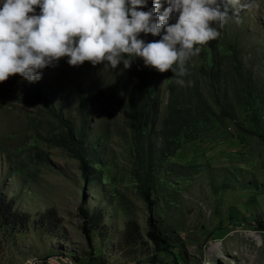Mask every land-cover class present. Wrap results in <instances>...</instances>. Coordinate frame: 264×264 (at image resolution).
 <instances>
[{
	"label": "rangeland",
	"instance_id": "rangeland-1",
	"mask_svg": "<svg viewBox=\"0 0 264 264\" xmlns=\"http://www.w3.org/2000/svg\"><path fill=\"white\" fill-rule=\"evenodd\" d=\"M160 2L162 13L168 5ZM240 5L220 36L185 62L183 75L143 60L136 74L134 61L111 69L88 61L70 66L62 57L38 81L13 75L0 82V194L27 216L24 228H0V264H264V0ZM163 34L138 38L154 42ZM246 76L252 95L240 85ZM140 79L142 89L154 90L148 106L157 109L156 132L175 95L169 86H195L212 106L213 118L171 156L159 132H135L129 96ZM220 103L227 109L221 123ZM85 110L83 146L96 147L85 149L82 164L53 140L64 124L78 127ZM148 155L155 178L145 201ZM80 208L95 215L91 243ZM150 216L169 242L166 252L154 254L146 237Z\"/></svg>",
	"mask_w": 264,
	"mask_h": 264
},
{
	"label": "clouds",
	"instance_id": "clouds-1",
	"mask_svg": "<svg viewBox=\"0 0 264 264\" xmlns=\"http://www.w3.org/2000/svg\"><path fill=\"white\" fill-rule=\"evenodd\" d=\"M166 2L161 13L160 0L148 11L137 10L147 0H0V82L13 75L38 81L41 70L62 57L70 66L88 61L111 69L121 62L129 68L130 57H139L160 73L183 75L199 46L217 39L230 12L244 7L240 0ZM37 7L39 14H34ZM162 30L158 41L138 38L141 33L160 36Z\"/></svg>",
	"mask_w": 264,
	"mask_h": 264
},
{
	"label": "trees",
	"instance_id": "trees-1",
	"mask_svg": "<svg viewBox=\"0 0 264 264\" xmlns=\"http://www.w3.org/2000/svg\"><path fill=\"white\" fill-rule=\"evenodd\" d=\"M133 61L135 72L138 74L142 59L138 57ZM142 84L144 83L142 82V79H140L137 85L133 86V92L131 91L129 96L132 97V100L129 101V108L131 109L132 118H134L135 132L149 138L153 133L159 132L164 140H166L163 151H169L170 154H166L168 156H171V153H174L179 148V142L183 141L181 139L190 141L194 140L196 136L199 135L201 126L207 124L208 121L213 118L212 115L214 114L212 112L211 104H209V102L203 97L201 90L197 87L191 86L186 90L183 89L182 91H177L175 88L169 86L171 94L175 93V95L174 98L170 96V100L165 108L164 117L160 124V129L156 132L154 124L156 121L155 117L157 109L153 106H148L149 101L155 97L154 90H144L142 89ZM240 85L246 91V94L252 95V81L248 76H246L244 80L240 79ZM144 93H147V97L149 98L147 99V103L142 100V95ZM211 100L217 102L214 97H211ZM212 101V105L216 106ZM79 107L83 108V105H80ZM82 113L84 114H82L78 127L69 122L66 125H63L60 121L59 124L63 126L53 141L57 147L62 148L82 164H85L87 163V153L85 152V149L94 150L96 145H93L91 142L88 147L84 148L83 146L86 145L88 139L85 128L86 117L90 111L85 110ZM224 113H227V109H225V106L220 103V109L218 110V114H220V123L223 117H227L224 116ZM189 132L193 134H190ZM186 133L189 134L186 135ZM172 139L177 140L175 145L170 143ZM153 163V158L151 155H148L142 178L144 184L142 195L145 201L150 200V192L154 184L155 169ZM83 168H85V166H83ZM79 215L82 220L83 235L86 241L91 243V231L97 226V222L94 218L95 215L87 214L81 208L79 210ZM26 222L27 216L15 209L11 200L6 199L0 194V228L11 227L13 230L20 229L24 228ZM159 230V223L150 216L147 220L146 237L153 245L154 254L166 252L170 247L169 242ZM132 233H134V230ZM151 261H153V259H151ZM149 263L153 264L154 262Z\"/></svg>",
	"mask_w": 264,
	"mask_h": 264
},
{
	"label": "crops",
	"instance_id": "crops-1",
	"mask_svg": "<svg viewBox=\"0 0 264 264\" xmlns=\"http://www.w3.org/2000/svg\"><path fill=\"white\" fill-rule=\"evenodd\" d=\"M46 262H47L46 264H56L54 262H62V261L59 259H56V258H52V259H48ZM50 262H52V263H50ZM38 263H36V264H38Z\"/></svg>",
	"mask_w": 264,
	"mask_h": 264
},
{
	"label": "bare ground",
	"instance_id": "bare-ground-1",
	"mask_svg": "<svg viewBox=\"0 0 264 264\" xmlns=\"http://www.w3.org/2000/svg\"><path fill=\"white\" fill-rule=\"evenodd\" d=\"M36 263H37V262H34V261L31 260V264H36ZM27 264H29V262H28Z\"/></svg>",
	"mask_w": 264,
	"mask_h": 264
}]
</instances>
